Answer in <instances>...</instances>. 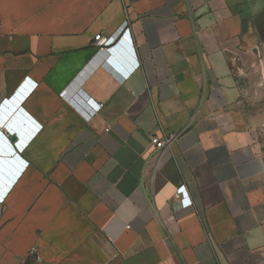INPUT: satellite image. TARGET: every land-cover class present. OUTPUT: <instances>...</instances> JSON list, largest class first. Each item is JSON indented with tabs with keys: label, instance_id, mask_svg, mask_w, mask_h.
Masks as SVG:
<instances>
[{
	"label": "crops",
	"instance_id": "1",
	"mask_svg": "<svg viewBox=\"0 0 264 264\" xmlns=\"http://www.w3.org/2000/svg\"><path fill=\"white\" fill-rule=\"evenodd\" d=\"M249 17L247 0H0V264L261 263ZM125 28L119 71L93 37Z\"/></svg>",
	"mask_w": 264,
	"mask_h": 264
},
{
	"label": "rangeland",
	"instance_id": "2",
	"mask_svg": "<svg viewBox=\"0 0 264 264\" xmlns=\"http://www.w3.org/2000/svg\"><path fill=\"white\" fill-rule=\"evenodd\" d=\"M247 5L251 13L249 20L253 25V30L262 38L264 43V0H247ZM248 82L250 94L247 95L249 99L247 103L253 107L254 114L260 117L257 120V126L261 133L259 142L264 154V78L261 75L253 74L248 79Z\"/></svg>",
	"mask_w": 264,
	"mask_h": 264
},
{
	"label": "built area",
	"instance_id": "3",
	"mask_svg": "<svg viewBox=\"0 0 264 264\" xmlns=\"http://www.w3.org/2000/svg\"><path fill=\"white\" fill-rule=\"evenodd\" d=\"M94 39V45L99 49L102 50L104 52L107 53V58L106 60L110 61V56L108 55V51H111V48L114 47L118 41H129L130 40V34H129V28H125L123 29V31L120 33V35L117 37V39L114 42L109 41L106 37L102 36L100 33H97L96 35H94L93 37ZM113 53V50H112ZM111 64L113 66H115L116 69H119V67H117L116 65H114V63L111 62ZM106 65V63H104V66ZM137 63H134V66L130 69V71H132L134 68L137 67ZM107 67V66H106ZM124 77H120V80L123 81L125 79V77H127V75L129 74V72L127 73H122ZM87 103L89 104V106H91V111L90 112H85V115L87 117H90L93 113H95L96 111H98L101 107V103H96L94 102L92 99L87 98ZM170 139H159L156 136H152L151 137V142L159 149H165L168 146ZM181 193H182V188L179 187L177 189L176 195L179 196L181 199L183 197H181ZM116 255V252L112 253V257H114ZM259 264H264V260L259 263Z\"/></svg>",
	"mask_w": 264,
	"mask_h": 264
},
{
	"label": "water",
	"instance_id": "4",
	"mask_svg": "<svg viewBox=\"0 0 264 264\" xmlns=\"http://www.w3.org/2000/svg\"><path fill=\"white\" fill-rule=\"evenodd\" d=\"M124 52H125L124 48L121 44H119L117 47L113 48L114 57L120 63H122L123 59L125 58ZM2 165H3L2 160H0V171H1Z\"/></svg>",
	"mask_w": 264,
	"mask_h": 264
}]
</instances>
